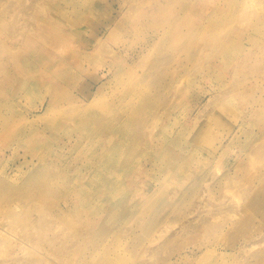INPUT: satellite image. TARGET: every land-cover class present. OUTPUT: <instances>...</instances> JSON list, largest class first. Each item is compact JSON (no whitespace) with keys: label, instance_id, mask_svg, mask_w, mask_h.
I'll return each instance as SVG.
<instances>
[{"label":"rangeland","instance_id":"obj_1","mask_svg":"<svg viewBox=\"0 0 264 264\" xmlns=\"http://www.w3.org/2000/svg\"><path fill=\"white\" fill-rule=\"evenodd\" d=\"M257 199L264 0H0V264H264Z\"/></svg>","mask_w":264,"mask_h":264},{"label":"bare ground","instance_id":"obj_2","mask_svg":"<svg viewBox=\"0 0 264 264\" xmlns=\"http://www.w3.org/2000/svg\"><path fill=\"white\" fill-rule=\"evenodd\" d=\"M245 9H249L248 7H246ZM247 12L249 11V10H246ZM256 11L258 12L259 10L258 9H256ZM252 12H254V10L252 11ZM257 12H254L255 14L257 13ZM245 15H247V13L245 12ZM226 196V195H225ZM222 197V196H221ZM235 198L237 199V202H239V198H238V196H235ZM228 199V198H227ZM223 200V198L221 199V201ZM224 200H226V198H224ZM233 201V200H232ZM236 201V200H235ZM223 203V202H222ZM227 203V202H226ZM226 203H223V204H225L226 205ZM63 204V203H62ZM219 204V203H218ZM221 204V203H220ZM227 204H229V203H227ZM239 204V203H238ZM68 205V204H67ZM224 205V206H225ZM235 205V204H234ZM237 205V204H236ZM218 206V205H217ZM226 207V206H225ZM232 207H234L233 205H232ZM224 208V207H223ZM231 208V207H230ZM229 208V209H230ZM236 208H237V206H236ZM221 209V208H220ZM261 209V211H264V208L258 203V199L256 200V204L254 205V206H248L247 207V209H246V211H248L249 213H250V216L252 217L253 215H254V213L255 212H258V210H260ZM231 210H232V208H231ZM235 210V209H234ZM226 211V210H225ZM233 211V210H232ZM231 211V212H232ZM246 215V214H245ZM247 223V222H246ZM245 223V224H246ZM243 226H244V224H243ZM242 226V227H243ZM252 226V225H251ZM251 228V227H250ZM246 229V228H245ZM189 231H191V230H189ZM230 231V230H229ZM192 237V236H191ZM191 237H190V240H191ZM8 239V237H4V236H0V242L1 241H4V240H7ZM227 239V238H226ZM229 239V238H228ZM227 239V240H228ZM122 241V240H121ZM226 242H228V241H226ZM229 245V244H228ZM225 246H227V245H225ZM229 248V247H228ZM226 254H224V253H222V256H225ZM9 264H20V263H17V262H13V263H9Z\"/></svg>","mask_w":264,"mask_h":264}]
</instances>
